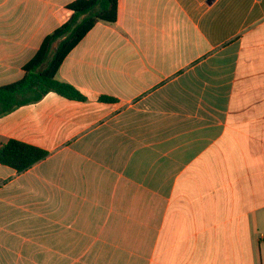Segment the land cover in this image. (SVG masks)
<instances>
[{
    "label": "crops",
    "instance_id": "crops-1",
    "mask_svg": "<svg viewBox=\"0 0 264 264\" xmlns=\"http://www.w3.org/2000/svg\"><path fill=\"white\" fill-rule=\"evenodd\" d=\"M72 1L0 0V86ZM55 78L0 117L48 153L0 165V264H264V0H117Z\"/></svg>",
    "mask_w": 264,
    "mask_h": 264
},
{
    "label": "trees",
    "instance_id": "trees-1",
    "mask_svg": "<svg viewBox=\"0 0 264 264\" xmlns=\"http://www.w3.org/2000/svg\"><path fill=\"white\" fill-rule=\"evenodd\" d=\"M66 9L70 11L69 17L42 39L33 56L22 66L21 78L0 86V117L39 101L49 92L67 99L85 100L73 86L57 80L55 74L64 57L97 22L116 21L117 0H73ZM100 100L112 99L101 97ZM47 154L38 147L10 139L0 145V165L20 173Z\"/></svg>",
    "mask_w": 264,
    "mask_h": 264
}]
</instances>
